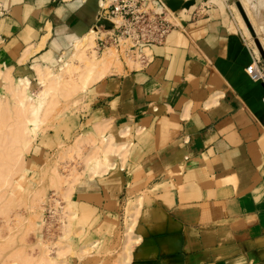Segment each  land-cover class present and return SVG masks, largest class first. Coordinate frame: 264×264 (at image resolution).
Masks as SVG:
<instances>
[{
    "label": "crops",
    "instance_id": "obj_1",
    "mask_svg": "<svg viewBox=\"0 0 264 264\" xmlns=\"http://www.w3.org/2000/svg\"><path fill=\"white\" fill-rule=\"evenodd\" d=\"M235 1L213 0L153 45L147 65L123 61L91 85L98 140L124 146L108 168H83L70 201L97 223L136 201L127 264H264V86L245 71L254 46ZM0 7V70L30 82L72 54L97 17V0Z\"/></svg>",
    "mask_w": 264,
    "mask_h": 264
},
{
    "label": "rangeland",
    "instance_id": "obj_2",
    "mask_svg": "<svg viewBox=\"0 0 264 264\" xmlns=\"http://www.w3.org/2000/svg\"><path fill=\"white\" fill-rule=\"evenodd\" d=\"M243 2L250 10H258V0ZM165 3L168 6L166 0ZM232 8L237 12L235 2ZM95 37L96 33L93 46L97 50ZM90 47L83 56H75L74 44L72 54H67L55 67L45 66L46 73L38 75L25 87L30 95L28 101H33V104L29 101L30 108L25 105L28 110L45 93L42 99L47 100V106L43 101L46 109L42 106L36 124L28 121L30 112L19 109V97L12 92L17 79H6L0 70V264L128 262L130 231L134 230L136 222L134 216L131 226L130 217L132 209L138 206L136 201L128 200L120 205V218L118 213L114 218L107 213L98 223L97 218L90 219L85 214L84 218L82 214L78 217L77 208L70 201L73 184L83 176V168L90 166L89 170L97 173L92 170L93 165L109 166L108 163L112 164L110 156L116 153H107L105 139L100 142L94 132L97 116L91 85L98 78L97 73L103 76L120 67L123 61H132L128 57L121 58L113 47L101 52ZM68 62L71 65L66 67ZM85 68L87 73H84ZM84 78L88 82L86 87L82 86ZM6 80H11L12 84ZM60 86L69 87V92ZM51 99L53 101H49ZM101 158L105 159L101 161ZM51 211L53 216H50ZM89 219L91 224H84L85 228L81 223H88Z\"/></svg>",
    "mask_w": 264,
    "mask_h": 264
},
{
    "label": "built area",
    "instance_id": "obj_3",
    "mask_svg": "<svg viewBox=\"0 0 264 264\" xmlns=\"http://www.w3.org/2000/svg\"><path fill=\"white\" fill-rule=\"evenodd\" d=\"M104 6L97 11L96 48L103 51L113 47L121 58L128 57L140 65H147L152 59V46L162 44L167 34L182 25L183 21L204 15L212 6L208 0H200L193 11L186 10L188 17L180 14L181 10H172L165 0H105ZM5 13L0 7V14ZM174 16L179 20L176 21ZM102 18L112 22L108 29L99 23ZM254 55L245 71L252 80L264 86V62L259 52ZM264 102V95L262 97ZM53 211H51L50 216Z\"/></svg>",
    "mask_w": 264,
    "mask_h": 264
},
{
    "label": "bare ground",
    "instance_id": "obj_4",
    "mask_svg": "<svg viewBox=\"0 0 264 264\" xmlns=\"http://www.w3.org/2000/svg\"><path fill=\"white\" fill-rule=\"evenodd\" d=\"M240 1V3H241V5L243 6V9L245 10V13L247 14V17L249 18V21L251 22V24H252V26H253V29H254V31H255V34H256V36H257V38L259 39V41H260V43L262 44V46H263V39H262V37H261V33H260V27L258 26V25H254V22H253V19H252V17H251V12H250V9L248 8V6H247V4L245 3V2H243V0L241 1V0H239ZM166 2H167V0H166ZM208 2H211V3H213V0H208ZM105 3H106V1L105 0H97V11H98V9L101 7V6H104L105 5ZM235 8H236V13H237V16H238V18H239V20L241 21V23L242 24H244L245 25V32L247 33L248 32V36H250L249 38H250V42H253L254 43V37H253V35L251 34V32L249 31V29H248V27L246 26V24H245V21H244V19H243V17H242V15H241V13H240V11H239V9H238V7L236 6V4H235ZM184 17V16H183ZM187 17V16H186ZM185 17V18H186ZM174 18H176L175 16H174ZM176 21H179L178 19H176ZM243 21V22H242ZM96 30H97V28H96V26H92V28H90V29H88L85 33H83L79 38H77L76 39V41H75V45H76V49H75V56H79V55H81V56H83L84 54L83 53H85L86 52V49L88 48V46H89V48H91L90 46H92L93 47V50H94V46H93V44H94V34L96 33ZM254 45H255V43H254ZM255 50H257L258 51V49H257V46L255 45ZM264 48V47H263ZM106 50V49H105ZM105 50H103V51H105ZM95 52L97 51V50H94ZM93 51V52H94ZM107 51V50H106ZM87 52H89V51H87ZM108 52H109V50H108ZM110 52H112V51H110ZM259 52V51H258ZM92 54H94V53H92ZM97 54H98V52H97ZM73 56V55H72ZM87 56V55H86ZM95 56H96V53H95ZM102 56V55H101ZM111 56V55H110ZM90 57H91V55H90ZM98 57V56H97ZM104 57V56H103ZM108 57V56H107ZM113 58V57H112ZM73 59V58H72ZM77 59V58H76ZM101 59V58H100ZM110 59V58H109ZM83 60V59H82ZM108 60V59H107ZM114 60H115V58H114ZM113 60V61H114ZM131 60V59H130ZM87 61V60H86ZM90 61H91V59H90ZM97 61V60H96ZM112 62V61H111ZM73 63V62H72ZM94 61H93V65H94ZM113 63V62H112ZM90 64V63H89ZM97 64H98V62H97ZM111 64V63H110ZM71 64L68 62L67 63V66L66 67H69ZM100 65V64H99ZM97 66V65H96ZM77 67V66H76ZM87 67V66H86ZM87 68H89V67H87ZM101 68H102V66H101ZM100 68V69H101ZM112 68V67H111ZM108 69H110V67L108 68ZM113 69V68H112ZM111 69V70H112ZM46 70L47 69H43V70H41L40 72H39V75H41V74H45L46 73ZM97 70H98V68H97ZM103 70H105V69H103ZM90 71H93L94 72V70L92 69H90ZM86 72V68L84 69V73ZM66 73V72H65ZM87 73V72H86ZM62 74V73H61ZM102 73H97V76L96 77H99L100 75H101ZM105 74V73H104ZM103 74V75H104ZM57 75H58V73H57ZM89 75H90V73H89ZM61 76V75H60ZM84 76V75H83ZM39 77V76H38ZM57 77V76H56ZM91 77V76H90ZM95 77V78H96ZM50 78V77H49ZM58 78H59V75H58ZM6 79H7V77H6ZM92 79V78H91ZM98 79V78H97ZM16 80V79H15ZM55 80H56V78H55ZM58 80V79H57ZM7 82H9V84L11 85L12 83H10V81L11 80H6ZM17 83L15 84V85H13L12 86V92L16 95V96H18L19 97V104H20V108L19 109H21V107H22V109H24V111L25 112H27L28 111V113L30 112V115H31V117H28V121L30 120L31 122L33 121L34 122V124H36L35 122L38 120V119H40V116H41V113H42V111H43V108H42V106H44V102L46 103V105L45 106H47V100H43L42 99V95H43V97H44V95H45V93L43 94L42 93V95H40L41 96V100L36 104V105H32V107H31V109L30 110H28L29 108H30V105H29V101L31 100H29L28 101V98H30L29 96V94L28 93H26V89H25V87H27L28 86V84L30 83V80L28 79V78H19V79H17ZM44 81V80H43ZM59 81H62L61 79L59 80ZM58 81V82H59ZM89 81V80H88ZM57 82V83H58ZM81 82V81H80ZM57 83H55V84H57ZM83 85V87H86L87 85H88V82H87V79H85L84 78V82L82 83ZM80 85V84H79ZM57 86V85H56ZM61 87H65V86H60V88ZM71 87V86H70ZM45 87H43V90L44 91H47V90H45L44 89ZM53 88V87H52ZM58 88V87H57ZM66 88V87H65ZM54 89V88H53ZM67 89H69V87H67L66 88V91H68ZM55 90V89H54ZM59 90V89H58ZM62 90V89H61ZM22 91H23V93H22ZM21 92V93H20ZM42 92V91H41ZM69 92V91H68ZM67 92V93H68ZM64 93V92H63ZM23 95V97H22V95ZM66 94V93H65ZM28 97V98H27ZM46 97V96H45ZM44 101V102H43ZM49 101H53V99H51V100H49ZM28 102V103H27ZM30 102H32V104H33V101H30ZM50 102H48V104H49ZM25 105H27L29 108H27V106H25ZM45 106H44V110L46 109L45 108ZM27 110V111H26ZM33 115V116H32ZM32 122V123H33ZM102 133V132H101ZM109 135V134H108ZM101 137V136H100ZM104 139H105V146H104V149L106 150V152L107 153H111V152H119V148H121V147H123L124 145L122 144V143H117V142H115V140L113 139V137H112V135H110V136H108V137H104ZM100 141H101V138L99 139ZM102 141H103V139H102ZM102 146V145H101ZM103 147V146H102ZM103 151H104V149L103 148H101ZM93 150V149H92ZM91 153H93L92 151H91ZM96 153V152H95ZM120 153V152H119ZM99 155V154H98ZM88 157V156H87ZM88 159V158H87ZM103 159H105V158H103ZM102 158H101V161L103 160ZM97 161H98V159H97ZM88 162V161H87ZM90 162V161H89ZM104 162H105V160H104ZM108 163V162H107ZM84 164H85V162H84ZM88 164V163H87ZM93 164V163H92ZM104 164V163H103ZM109 164V166L111 165L110 163H108ZM89 166V165H88ZM92 167V166H91ZM99 167H102V166H99L98 165V163H95V166L93 165V167H92V170H94V171H97V169H99ZM107 167V166H106ZM89 168H90V166H89ZM88 168V169H89ZM103 168V167H102ZM108 168V167H107ZM106 169V168H105ZM100 171V170H99ZM102 171H103V169H102ZM101 172V171H100ZM98 173V172H97ZM125 239H127V238H125ZM127 248V247H126ZM126 253V252H125Z\"/></svg>",
    "mask_w": 264,
    "mask_h": 264
},
{
    "label": "water",
    "instance_id": "obj_5",
    "mask_svg": "<svg viewBox=\"0 0 264 264\" xmlns=\"http://www.w3.org/2000/svg\"><path fill=\"white\" fill-rule=\"evenodd\" d=\"M193 2V0H188V1H183V0H167V4L168 6L172 9V10H176L179 9L181 7H188L191 3ZM236 6L238 7L246 26L248 27L249 31L251 32V34L254 37V43L257 46V49L264 61V49L262 47V44L260 43L259 39L257 38L255 31L253 29V26L251 24V22L249 21V18L247 17V14L245 13V10L243 9V6L241 5L239 0L235 1ZM99 23L101 25H103L104 28L108 29L112 26V22L106 18H102Z\"/></svg>",
    "mask_w": 264,
    "mask_h": 264
}]
</instances>
